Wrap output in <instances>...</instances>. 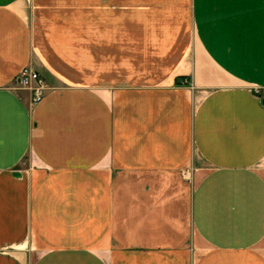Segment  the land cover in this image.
<instances>
[{
	"label": "crops",
	"instance_id": "obj_1",
	"mask_svg": "<svg viewBox=\"0 0 264 264\" xmlns=\"http://www.w3.org/2000/svg\"><path fill=\"white\" fill-rule=\"evenodd\" d=\"M0 264H264V0H0Z\"/></svg>",
	"mask_w": 264,
	"mask_h": 264
},
{
	"label": "built area",
	"instance_id": "obj_2",
	"mask_svg": "<svg viewBox=\"0 0 264 264\" xmlns=\"http://www.w3.org/2000/svg\"><path fill=\"white\" fill-rule=\"evenodd\" d=\"M15 87L30 90L32 103L40 102L48 88L42 75L31 66H26L21 70L16 77Z\"/></svg>",
	"mask_w": 264,
	"mask_h": 264
}]
</instances>
